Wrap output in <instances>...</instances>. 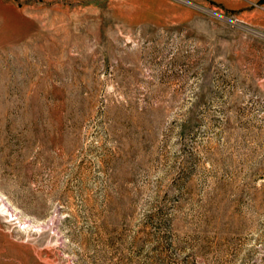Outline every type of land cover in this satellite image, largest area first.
Masks as SVG:
<instances>
[{"label": "rangeland", "instance_id": "1", "mask_svg": "<svg viewBox=\"0 0 264 264\" xmlns=\"http://www.w3.org/2000/svg\"><path fill=\"white\" fill-rule=\"evenodd\" d=\"M0 264H264V0H0Z\"/></svg>", "mask_w": 264, "mask_h": 264}]
</instances>
